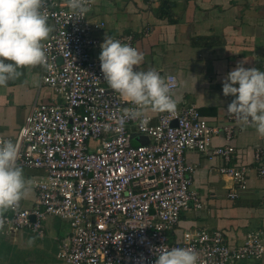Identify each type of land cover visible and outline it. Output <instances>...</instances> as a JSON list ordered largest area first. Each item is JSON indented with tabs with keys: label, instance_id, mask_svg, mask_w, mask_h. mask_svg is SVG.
<instances>
[{
	"label": "built area",
	"instance_id": "1",
	"mask_svg": "<svg viewBox=\"0 0 264 264\" xmlns=\"http://www.w3.org/2000/svg\"><path fill=\"white\" fill-rule=\"evenodd\" d=\"M94 4L90 0L89 11L80 18L66 0H46L54 31L44 42L42 81L57 98L35 103L16 135L0 134L19 145L18 165L37 172L30 176L33 203L20 201L15 210L0 214V237L25 230L44 237L46 221L58 217L69 225L56 254L67 264H155L156 250L163 246L194 248L199 264H264V227L249 231L236 246L219 229L187 230L181 239L171 240L182 211L203 206L193 189L196 166L186 161L187 149L223 158L219 170L235 182L228 193L232 199L247 189L250 166L233 162L234 124L210 123L195 104L176 101V113H162L156 122L146 113L145 126L122 119L123 110L134 106L103 78V42L97 32L105 22L91 15ZM115 39L138 49L134 33ZM131 124L149 141L135 143ZM221 133L229 143L214 145ZM255 157L264 176V153Z\"/></svg>",
	"mask_w": 264,
	"mask_h": 264
},
{
	"label": "crops",
	"instance_id": "2",
	"mask_svg": "<svg viewBox=\"0 0 264 264\" xmlns=\"http://www.w3.org/2000/svg\"><path fill=\"white\" fill-rule=\"evenodd\" d=\"M165 1L168 4L161 9V0H94L91 15L105 22V27L97 32L102 42L106 36L135 34L138 50L144 54L143 63L139 68L134 66L135 71L154 67L178 77L180 84L174 97L180 106L195 104L210 123L222 127L234 124L230 141L235 146L233 162L250 166L247 189L238 198H230L228 193L235 182L220 172L223 158L187 149L186 161L196 166L193 189L203 206L183 210L170 231V238L179 240L187 230L219 229L227 243L236 246L249 231L264 227V176L257 171L255 159L257 152L264 153V137L254 127L242 126L231 119L227 107L235 97H225L222 87L227 73L239 62L246 61L245 68L264 72V0ZM48 24L51 35L54 24L51 21ZM22 71L24 75L20 79L0 87L1 135H16L35 103L57 98L56 92L42 81V66ZM146 113L152 122L162 114ZM130 130L132 134L138 133L135 124L130 125ZM142 136L145 135L140 138L133 135V141H149L147 136ZM213 143L225 145L229 140L221 133ZM31 188L29 197L21 200L27 206L36 195V190ZM45 226L44 237L26 230L0 237V264L32 263L29 254L36 246L40 248L42 263L62 264L56 255L58 241L69 231V225L61 218L51 217Z\"/></svg>",
	"mask_w": 264,
	"mask_h": 264
},
{
	"label": "clouds",
	"instance_id": "3",
	"mask_svg": "<svg viewBox=\"0 0 264 264\" xmlns=\"http://www.w3.org/2000/svg\"><path fill=\"white\" fill-rule=\"evenodd\" d=\"M89 3L90 0H66V6L80 18L89 11ZM45 4L46 0H0V87L20 79L24 75L22 69L47 65L43 42L52 28ZM100 47L104 80L124 102L134 106L123 110L122 119L138 120L145 126L147 111L176 113V76H162L155 68L135 71L134 66L139 68L143 63L144 54L112 36H106ZM245 62H239L223 80V95L235 97L227 112L237 123L254 127L264 137V72L245 68ZM18 159L19 145L0 139V214L15 210L32 190V181L25 178ZM156 255L155 264H199L200 261L199 252L191 247L163 246L156 250Z\"/></svg>",
	"mask_w": 264,
	"mask_h": 264
},
{
	"label": "rangeland",
	"instance_id": "4",
	"mask_svg": "<svg viewBox=\"0 0 264 264\" xmlns=\"http://www.w3.org/2000/svg\"><path fill=\"white\" fill-rule=\"evenodd\" d=\"M134 130V129H133ZM134 137L135 138H140V136L141 135H139L138 133H136L135 131H134ZM23 171H24V176L26 177L27 176V174L28 175H32V174H36L37 172L35 171V170H32V169H29V168H26V169H23ZM36 244H38V243H36ZM39 247L38 246H36L34 249H32V250H30L31 251V253L29 254V256L31 257V259H33L34 261L32 262V263H29V264H44V263H42L40 260H39V257H40V255H39V253H38V251H39ZM62 264H67V263H65V262H61Z\"/></svg>",
	"mask_w": 264,
	"mask_h": 264
},
{
	"label": "trees",
	"instance_id": "5",
	"mask_svg": "<svg viewBox=\"0 0 264 264\" xmlns=\"http://www.w3.org/2000/svg\"><path fill=\"white\" fill-rule=\"evenodd\" d=\"M166 4H168L167 1H165V0H161L160 8H161V9L164 8L163 6L166 5ZM164 9H165V8H164ZM164 9H163V10H164Z\"/></svg>",
	"mask_w": 264,
	"mask_h": 264
},
{
	"label": "water",
	"instance_id": "6",
	"mask_svg": "<svg viewBox=\"0 0 264 264\" xmlns=\"http://www.w3.org/2000/svg\"><path fill=\"white\" fill-rule=\"evenodd\" d=\"M142 137H145V136H142ZM34 218V217H33Z\"/></svg>",
	"mask_w": 264,
	"mask_h": 264
}]
</instances>
